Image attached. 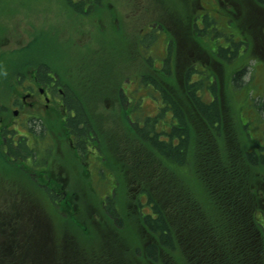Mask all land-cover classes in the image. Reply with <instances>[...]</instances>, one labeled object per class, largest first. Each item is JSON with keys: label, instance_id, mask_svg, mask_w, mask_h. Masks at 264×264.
<instances>
[{"label": "trees", "instance_id": "16d2710c", "mask_svg": "<svg viewBox=\"0 0 264 264\" xmlns=\"http://www.w3.org/2000/svg\"><path fill=\"white\" fill-rule=\"evenodd\" d=\"M9 1L0 0V3ZM66 1L71 9L82 14L91 12L93 3L101 2ZM249 2L256 9V16L264 22V0ZM205 30H199L196 25L200 37L209 34ZM151 33L155 35V31L151 30ZM144 36L140 41L143 45L146 43ZM27 43L0 53V62L8 59L10 63L14 59L11 70L0 74V79L10 77L14 91L19 77L28 74V59H34L26 55L33 46L32 42ZM241 43L231 40V46L217 49L218 54L208 53V49L205 50L207 53L198 52V48L187 51L197 56L205 54L210 65H219L237 58ZM171 50L170 43L161 70L156 71L153 58L148 57L144 58L143 64L151 71L142 70L137 75L141 85L158 94V111L132 119L131 111L121 108L129 134L114 141L110 148L103 142L97 119L86 113V102L81 103L79 95L59 79H62L61 70L52 67L51 60L45 57V75L47 70L56 74L58 83L66 90V106L75 111V115L68 114V129L81 138L79 147L84 153L89 149L96 150L101 159V166L95 167L99 176L107 178L106 173H109L114 180L104 197L97 185L89 181L91 171L88 170L81 171L77 185L66 175L58 182L48 184L46 173L53 169L52 150L62 144L67 152L70 143L65 134L67 128L64 130L60 118L57 121L60 141L50 142L51 135L46 136L45 149L43 145L34 150L25 143L20 146L9 143V155L22 159L27 169H33L32 177L11 162L0 140V164L12 168L16 175L0 173V183L8 191L11 188L3 179L11 176L27 190L16 193L15 197H19L17 200L22 196L28 199L13 206L27 205L32 211L28 226L34 243L23 251L18 232L22 226L20 218L13 212L14 207L8 205L10 211L0 207V253L8 258L4 264H55L56 257L61 255L66 257L64 262L60 257V264H264V146L244 147V143L249 144L250 136H244L247 142L237 137V127L228 118L224 93L214 75L209 73L210 70L199 71L196 64L180 73L174 72ZM218 58H221L220 63L216 62ZM196 71L202 74L195 77ZM245 71L243 66L234 72L233 85H243L241 78ZM120 88H116L120 97L117 92L113 97L118 96L124 103L126 96ZM208 94L211 98L205 97ZM96 117L103 121L100 115ZM248 126L244 123V129ZM133 139L138 145H134ZM75 165L81 164L76 160ZM79 168L82 169V165ZM131 185L137 189L134 197L130 196ZM82 193L88 195L92 204L82 200L85 207L81 210L76 201ZM121 195L125 196V203L120 197L118 199ZM144 195L146 201L142 200ZM132 206L136 208L130 209ZM89 207V219L95 222L97 229L83 233L78 226L80 221H87L88 216L83 212ZM126 215L132 220L129 229H125L128 227L124 223L128 218ZM33 220L41 225L35 230L36 234L32 229ZM98 228L102 229L98 232ZM128 230L135 231L133 237L126 233ZM47 232L56 247V254L51 250L50 255L49 249L40 244L47 240ZM40 234L43 237H38ZM68 235L71 238L75 235L77 241L67 240Z\"/></svg>", "mask_w": 264, "mask_h": 264}, {"label": "rangeland", "instance_id": "374dc122", "mask_svg": "<svg viewBox=\"0 0 264 264\" xmlns=\"http://www.w3.org/2000/svg\"><path fill=\"white\" fill-rule=\"evenodd\" d=\"M249 1L202 0L208 5L205 9L198 5L200 0H101L100 4L95 5L91 12L82 14L71 9L66 0H10L8 3H0V53L9 52L27 43L32 37L30 35H33L26 34L28 31H33L29 27L30 25L45 27L41 34L44 37L41 39L43 46L40 56L51 60L52 67L61 70L62 79L60 77L59 79L77 96L79 95L81 103L86 102L88 106V111L85 109L86 113L88 116L93 114L92 119L94 117L97 119L96 123L100 126L98 129L102 131L100 134L104 137L103 142L110 148L114 141L122 137L126 138L129 134L125 128L121 113L123 109L121 108L125 107V111H131L132 119L148 114L152 115L158 111L160 103L158 94L151 88L141 85L137 77L140 71L150 70L143 64L144 58L152 57L153 66L156 67V71H159L164 66L170 43L172 45V65H180L183 62L179 48L182 37L185 42L187 40L186 49L198 48L202 53H207L206 49H208V53H217L219 47L231 46V40L242 42L237 58L226 63L210 65L209 57L203 54L197 59L192 58L190 65H194L196 60L198 62L196 67L199 71L204 73L210 70L209 73L214 75L215 81L218 82L224 93L222 96L228 118L237 127V137H241L247 142L244 136H250L249 144L244 143V147L264 146V22L256 16V9ZM206 20L209 23L208 27ZM196 23L199 30L206 29L205 31L209 34L200 37L199 33H196ZM2 29L5 30L4 33H1ZM151 29L155 31V35L149 32ZM45 31L47 35H45ZM143 36L146 41L145 45L140 42ZM26 55L28 58L29 56L37 58L39 51L30 47ZM7 60L3 59L0 62V74H7L13 66L14 59L10 60L11 65ZM220 61L221 58H218L216 62L220 63ZM243 66L246 68L245 74L241 78L243 85L238 87L233 85L232 77L234 72ZM176 71L180 73L182 70L178 67L177 70L175 68L174 72ZM201 74L198 72L195 77ZM0 83V113L6 112L5 117L9 121L12 113H8L7 108L15 92L14 86L10 77L0 79ZM244 84L246 85L244 86ZM116 88H120V92L123 94L126 93L124 103L117 101L120 94ZM116 92L119 97L116 95L113 97ZM205 97L211 98L209 94ZM25 110L30 114L34 113L29 107H26ZM56 113V111L48 110L47 116L43 117L42 121H38L36 124L31 122L32 129L44 130V137L51 135L50 142L60 141L59 124L57 123L59 115L57 116ZM95 115H100L103 121H99V117ZM244 123L249 125L248 129H244ZM232 127L234 132V124ZM19 129L22 133H26V129ZM40 134L42 136V133ZM134 138L138 140L136 137ZM135 139H133V143L138 145ZM47 143L48 140L45 139V144ZM68 144L67 152L72 150L71 154L73 155L74 149L71 147V143ZM35 148L39 149L38 143L33 144V149L35 150ZM65 148L66 146L59 144V147L52 150L53 158L60 161L67 169L69 168L71 182H75L77 185L80 183L76 181L79 178V173L74 169L70 159L66 157ZM4 153L6 156L9 155L8 151ZM9 156L7 157L12 159V163H16V166L27 171L32 177L33 169H27L22 159ZM96 158L97 162L101 163V159L97 155ZM84 161L82 160L80 163L82 166L85 164ZM96 169H91L89 181L97 185L101 197H104L110 191L109 187L114 177L106 173L107 178H102ZM0 173L15 174L12 168L1 164ZM14 176L16 175L12 177ZM3 181L11 189L7 191L5 186L0 183V207L3 209H9L8 205L14 207L12 210L22 223L18 232L22 239L23 251L26 252L34 245L28 226L32 211L27 209V205L18 206L21 209L15 208L13 205L28 199L21 194L22 197L19 200H17L19 197H15L16 193L20 191L24 193L27 190L11 176L4 177ZM32 183L34 184L33 181ZM134 186L131 185V197L137 194V189ZM80 191L82 192V189ZM119 197L122 203H125V196H118V199ZM80 199L77 197L79 201L76 203L77 205L80 203L81 210L85 207H83L82 200L85 202L88 200L87 204H92L85 193L81 194ZM142 200L146 201L145 195ZM134 208L136 207H130V209ZM90 209V207L88 210L84 209L83 214L88 216L87 221H80L78 226L83 233L88 230L91 233L97 229L95 222L89 219ZM145 210L148 211V209ZM126 217L128 218L124 219V223L128 226L132 220L129 215ZM131 227L128 226L125 229ZM40 228L41 225L38 221L33 220V233L36 234L35 230ZM100 229L102 228H98V232ZM129 231L126 233L128 234ZM123 233L125 236L126 233ZM129 233V236L133 237L135 231ZM75 235L72 238L68 235L66 239H73L76 242ZM39 236L43 237L41 234ZM51 236L54 237V235ZM45 238L47 240L40 244H43L44 248L47 247L45 249H49L50 255L51 250L53 254L54 252L56 254V247L50 240V235H45ZM76 249L78 250V248ZM60 257L64 262L66 256H57V264L62 263ZM7 259L0 253V264H4ZM21 260L25 259L22 257ZM42 264L45 263L42 262Z\"/></svg>", "mask_w": 264, "mask_h": 264}, {"label": "flooded vegetation", "instance_id": "af4514ba", "mask_svg": "<svg viewBox=\"0 0 264 264\" xmlns=\"http://www.w3.org/2000/svg\"><path fill=\"white\" fill-rule=\"evenodd\" d=\"M93 4L97 5L96 3ZM198 5L205 9L208 7V5L203 3L202 0L198 2ZM29 27L32 28L33 31H28L26 34L33 35H30L32 37L29 39L27 45L31 42L33 43V46L31 47L38 49L39 58L28 59V62L30 63L28 66V74L19 77V81L15 86L16 90L7 108V112L12 113L10 120L7 121L5 116H0V140L5 146L6 151L8 149L9 143L13 144L14 146H20L22 143H25L31 148L33 147L34 143H38L39 146L43 145L45 148L46 137H44V130L41 129L36 131V129H32L33 126H31V122L36 124L38 121H42L43 117L47 116L48 110H52L54 112L56 111V115H59V118L64 126V130L67 128V132L64 133L68 134L67 139L70 141L71 147L74 149L73 155L69 150L66 157L70 159L74 169L78 171L80 178L84 170L91 171V169H94L96 166H101V163L97 162L96 150L89 149L87 150L88 152L84 153L82 148L79 147V144L82 142L81 138L76 137L73 133H71L72 131L68 129V114L71 113L72 115H75V111L69 110L65 104L64 98L66 96V90L64 86L58 83L59 81L56 74H53L51 71L47 70L48 73L45 75V67L47 62L45 58L40 56V51L43 46V41L41 39L44 37V35L41 34L45 27H38L36 25H30ZM4 32L5 30L2 29L1 33ZM45 35H47L46 31ZM37 38L38 40H36ZM186 42L184 37H182L179 48L180 54L183 57V62H181L180 65H173L174 70L175 68L177 70L179 67L183 71L191 66V57L195 59L200 57L199 55L194 56L190 50L187 51ZM198 52H200V50ZM194 63L197 64L198 62L195 60ZM117 101L120 102V99H117ZM26 107L32 109L34 113H28L25 110ZM19 128L26 129V133H22ZM40 133H42V136ZM75 159L79 161V163H81V159H85V164L82 166V169L75 165ZM52 168V171L46 173L48 184H51L52 182H58L62 179L63 175H66L67 179L69 178V181L71 180L69 168L67 169V167L62 165L60 161L53 159Z\"/></svg>", "mask_w": 264, "mask_h": 264}]
</instances>
